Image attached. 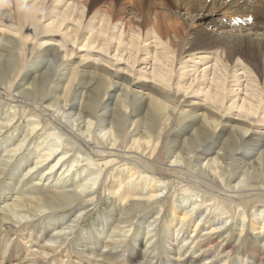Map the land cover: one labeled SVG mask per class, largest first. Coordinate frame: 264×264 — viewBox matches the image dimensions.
Here are the masks:
<instances>
[{
  "label": "bare ground",
  "instance_id": "1",
  "mask_svg": "<svg viewBox=\"0 0 264 264\" xmlns=\"http://www.w3.org/2000/svg\"><path fill=\"white\" fill-rule=\"evenodd\" d=\"M93 1L94 3L90 5L91 7H93L97 3V0ZM116 1H120V4L118 3V5H120L121 7L118 9L116 6L112 8L113 4H110L111 6H107L108 9L106 7L107 10L104 11L106 17L108 16L109 18L114 16L113 14L115 9L116 11L123 9L124 0ZM134 2V6H136L135 9L137 11L135 13L133 11V13L137 17L133 18H136L138 22V24L135 25H139L142 28L151 25V27H153L151 33L155 35L157 44H161V48L163 49L160 52H156L155 57L156 60H158V63L154 61V66L152 65V67H154L153 74L155 75L152 76V78L155 83L153 82L152 86L150 85V87L154 88V93L148 94L146 95V97H143L144 95L140 93H138L140 95L135 94L132 96H130L129 94L130 85H133V83L134 85L140 84L141 81L139 79L133 78L134 80H129L128 78V85H124L125 87L121 85V90L119 87H117V85H114V83H112L113 77L117 75V69V71H115V69H112L111 67L104 66L106 75L101 74L100 76H98V73L96 72L97 69L100 67H97L95 65L88 66L89 68L96 67L95 71H90L92 73V77L89 78L88 75H84V78L78 80L77 82L75 75L78 71L74 68H70L71 74L68 77L66 76L67 78L63 76L66 74V72L59 73L56 76L53 71H45L41 72L39 74L38 79L32 82H30V72L27 71L21 77V80L16 84V88L18 90L21 89L19 90L18 94H13L12 92L8 91L14 89H12L13 84H11L10 80H7L9 78L7 76L9 74V70H12L13 68L10 59H4V62L2 63L1 61H3V54H5L4 52L9 47V44L15 42V39L12 36H18L19 30L21 31L22 28H26V23L25 26L22 27L23 22H25L26 20H31L30 22L34 26L35 22L38 23L39 20H41V17L38 18L39 15H41L42 18H44V21L46 20V22L50 21L51 16L50 18L45 16L49 12L48 10H46L47 8L45 7L46 0H0L1 15H5V11L10 10L9 8H11L12 4L13 6H17L18 8L15 13L9 15L6 14V17H3L7 18L8 20H14L12 21L13 26L11 28L14 31H8L10 35L7 33H0V96L5 99H12L13 101L20 100L21 102L26 104H35V108L37 109V113H35L33 111H30L29 109L24 108L23 106H12L11 104L9 105L8 103H4L0 100V112H2V110H6L8 111V114L10 113V115L13 116L11 119L8 118V116H6L7 118H4V120H8V123L0 122V143L7 146L5 151L0 150V191L2 190V193L0 192L1 202H7V200L12 199V193L10 189L6 187L5 183H14L16 188V190L13 192L15 200L12 202H8L3 206H0V254H3L5 258H10L12 262L16 261V264H52L56 262V257L51 259L58 252V248L54 247L53 245H46V247L50 249V252H52L51 255L49 254L51 258L46 257L48 253H45V255H39L41 254L40 252L32 254V256L28 258L22 251V246L17 242V240L14 239L15 241H12V243L10 242L11 244H5L4 242V239L7 238V236H28L30 234L27 231H30L31 229L35 231L38 229L39 226L42 227L41 225H43L42 232L47 233L48 228L45 227L46 223H48L49 226H63V229H71L70 231H64L63 229H61L59 232H56L53 237L58 240H62L65 238L68 239V235H72L71 242H75L74 244L86 246V248H90V250L93 252H96L98 250V245H100V247H103V251H105L102 254V259L105 260L104 264H131V262L129 263L128 261L131 260L133 253L135 251H138V245L136 249L133 246V238H137V234L141 231V227H138L137 224L135 225L134 219H144L147 216L149 217V215L153 214V212L157 209L167 212L168 209H166L164 205V208L162 207V205L158 207L156 206V204H161L159 203L161 193L157 192L158 187L165 186L167 185L166 183L177 184V181L182 183L181 189H178L179 196H182L183 192L187 193V191L188 193L189 191L194 192L197 189L203 191V203L200 204L197 210L188 211L186 209V206H184L181 207L183 208L182 211H176L175 209V211L172 212V214L174 213L173 219H177L179 223L181 222V224H183L181 225V227H185V225H187L188 227L193 226V223L195 222V214L199 213V210L203 211V209H205V207H203L205 205V201L213 200L214 202L211 205L219 206V203L217 204L215 198L216 193L221 196L220 202H223L228 205H230L229 203L233 205L232 203L236 202V199H240L241 202H252L262 201V199L264 198L263 189H259L262 186H260L259 181H264V149H262L263 151H261L262 153L260 154L255 152L253 153V149H247L250 142L253 143L252 141H255V138H251L250 130L248 128L233 126L231 129L232 135L229 134L228 137H225V135L221 132L223 121H226L230 118L235 119L232 117V113H230V110L232 109L238 111V120H242V122H247V124L252 125V119L250 117L256 118L258 112H261L259 110H262V107L260 108V106H262V96L261 93H259L258 85L255 86L257 87L256 89L254 88V86L252 87V89H250V93L248 94L249 96H244L242 98L243 102L238 103L237 100H234L231 104L229 103L228 107L227 105L224 106V102L227 99V92H225L228 89V87L226 86L227 77L223 81L224 77L219 75L220 71L223 70L220 69L219 71H217L216 69L218 68L214 69L216 71V73L213 72L215 73L214 81L216 83H210V87L205 93L206 96H209V98L213 102L212 105L214 104L213 106L216 107L220 106L219 109L223 112H216V114H218V121H207L205 117L201 121V119H197L196 116H193L192 114H187L186 117L188 118L189 122L185 120V124L187 126L185 125L186 127H184L185 131L187 132L183 134H175L176 132L174 131L176 128L175 125L180 122L179 119L181 118L180 116H176L177 105L179 104V102H181V97L179 96L180 88L183 86L187 92L190 86H192V84L188 86L181 85L182 83L178 84L179 80H177V76L179 75H177L178 71L175 72V69H177L176 66L181 65L179 68L180 70L187 69L188 63H186L184 58L187 55H191L192 58H190L189 60H195L196 50L208 49V47L206 46L210 44H212L214 48L216 47V49H222V53L220 54V56L222 60L225 58L224 60L227 61V63L224 65L225 71L228 74L229 72H232L231 70H233V63H235L233 60L236 58L237 54H239V49H241L246 43H249L251 46H255L258 52H264V0H210L211 3L209 4L208 0H136ZM73 5L68 4V6H72V8ZM157 5H163L161 7L162 10H157L155 8H158ZM69 8L67 10H64V12H61L63 14H61L60 12L59 14L57 13L59 15V18L53 19L52 22H49L48 26L55 25L61 27L65 25L64 22L66 21H74L73 19L75 17L71 15L73 12L71 11V9L69 10ZM68 10L71 12H68ZM78 11L80 13L82 12L80 10H77V12ZM60 16H62V18ZM203 16L204 18H202ZM78 17H80V15ZM3 18L0 17V20H5ZM102 18L104 20H107L104 17ZM120 18L122 20V16ZM249 18H252L251 23L249 22ZM98 19H100V17H98ZM128 19L131 18L129 17ZM107 21L110 22L111 19L110 21ZM107 21L104 22L106 23ZM16 22L18 25H21V27H18ZM105 23H103V25H106V27H108L107 23ZM126 24L128 25V23H125V28ZM93 25L92 27H94ZM132 26L133 25H131V28ZM202 26L203 28H201ZM192 27H195L196 30H193ZM32 28L30 27L31 30ZM109 28L111 32V26ZM103 31L101 30V32ZM123 31L125 30L123 29ZM11 32L16 35H13ZM107 32H105L106 34H104L107 35ZM144 32L145 30H143V35H141L140 33H138V35L133 34L132 39H127L128 41H125V39L121 42L120 40L118 45L113 44V41H110L109 43H101V39L97 40V38H91L89 40H92L93 42L90 48L96 50V48L99 47L100 49L102 48V50L110 51L115 46L116 56H118V58L120 59H117V62L120 63L124 60V58H126V60L131 62L128 64L135 67L137 66V64H139V62L143 60L145 62H148V58L143 57L142 55L140 56V53L142 52H146V54H149L150 52L149 46L151 45L150 43L145 44L147 38L144 37ZM93 33L97 35V33ZM123 34L124 32H122V35ZM126 34L128 35V33H125V35ZM39 35V33H36L37 37ZM66 35L69 36L74 43H78V40L75 39L72 34H70V31H68ZM105 35H103V37ZM125 35L124 37H126ZM89 36L91 37L90 34ZM20 37H22L21 33ZM124 37L122 36L123 39ZM110 39L114 40V38L112 37ZM30 40L31 38H26L25 41L28 42ZM47 40L45 42H40L41 47L46 44ZM129 41L132 42V44L130 45L131 47H129ZM79 43L81 44V41ZM100 44H102L103 47H100ZM86 45L90 46V43H86ZM73 48L72 52L68 51L66 54H64L63 58H71L74 54H76L79 49H81L78 48V46L76 47V49ZM166 49L168 50L166 51ZM216 49L214 50L215 52H221L216 51ZM58 50L56 51L57 54ZM97 52L101 53V50H98ZM125 52H129V54L126 55ZM208 52L212 53L211 50ZM132 55L133 57H135L133 61L131 60ZM148 57L151 59V56L148 55ZM199 57L201 58L204 56L200 55ZM206 57V59L209 58L208 56ZM114 59L112 58V60ZM110 60L111 58L107 59L106 62L113 67L115 65V62H111ZM218 64L220 65V63ZM33 67L35 68V66ZM37 68L42 69V67L39 66H37ZM238 70L239 68L234 69L235 72ZM250 72L253 73V76ZM174 73L175 75L173 77ZM246 73L247 76L251 75L250 80L258 82L256 71L253 65L252 68L247 66ZM122 74L123 73L121 72V76H123ZM53 83L61 84L62 94H59L60 97L57 98V101L55 100L53 103H48L50 99L55 97L54 95H51L50 99H46L51 93L50 89H54L53 91L61 89V87H56L55 85H52ZM176 84L177 86L175 87ZM202 84L203 83L201 82L200 85ZM25 85H27V87H25ZM237 85L239 84L237 83ZM119 89L120 92L122 91L121 94L116 93ZM198 89L201 92L202 90H205V88L201 89L200 86H198ZM238 90V88L237 90H234L232 88L229 91H232L235 94ZM67 92L69 96L66 95ZM186 92L183 93L182 96H184ZM4 94L5 97L3 96ZM80 94H86L87 96L86 102L82 104L81 108L78 107L75 101L80 96ZM162 94L164 96V100L158 97ZM167 101L172 102L175 105L170 107ZM111 103L114 104L115 109L112 113H110V116H107L103 111L100 112L101 109L107 107V105ZM18 107L22 109V113L20 114V116L19 112L17 111L20 110L17 109ZM10 109L14 110L15 114H11ZM74 109H79L80 113L77 115L78 117H76V120L71 122L72 125L70 126L72 127H66L65 125H63V119L67 114H70V110ZM244 112L246 113V115L241 114ZM1 115L2 114H0V116ZM45 116H52V123L53 120L60 121V127L66 129L68 134L70 133L71 137L75 139L76 142H80L85 147L87 146V149L91 151L92 156L88 157V155H84V157L82 155L83 158H80L75 157L74 153L69 156L68 153L72 152V146L70 149H67L66 147L69 143L63 142L60 139L61 136H58V134L56 133L58 131L55 129L56 132H54L52 130L53 128L44 125L43 117ZM24 118L27 124L23 126L25 130L23 138L20 140V137H18L15 141L14 137H11L9 135L13 134V132L17 131L18 129H21L15 126V124L17 123V121ZM220 122L221 127H219ZM28 123H31V125L29 126ZM144 125L145 129H143ZM157 126H159V131L154 132L153 130H155ZM107 127L109 128L106 129ZM102 130L106 131L101 134ZM185 134L190 135L183 139ZM38 135L40 141L36 143L34 138ZM66 135L67 133H65V136ZM169 136H174V139L172 141L169 140L172 142L171 145L170 143L166 144V141H168L167 138ZM53 137H55L56 139ZM176 138H178L179 140H176ZM26 142H28L27 146L24 147ZM76 142L74 144H76ZM33 143H35L33 150H35L34 152H36V156H34L35 158L37 157L36 161L33 160L34 157H31L34 153L31 150V146L33 145ZM74 144L73 146H76ZM12 145L15 146L11 147ZM255 145L257 146L258 144ZM244 146H246V150L243 149ZM259 146L264 147V141L260 143ZM185 149H188V151L186 150V155H184L183 157L182 155L184 154ZM60 153H62V155L59 156L56 163H54L50 166V168L47 169V166L50 163L49 162L47 164V162L50 161V159L55 155L58 156ZM64 157L67 161H62ZM71 158L72 161L67 163L68 159ZM251 158L253 159L252 161L249 160ZM201 159H203L204 165H200L199 167H201L202 169L204 168L203 173L198 172V168H196L197 165H199L198 163L202 162L200 161ZM237 160L244 161L245 166L248 165L253 169V172L251 174H248L247 178L248 181L251 183V186H239V184L235 186L228 185V177H230V175L225 173L228 171L229 165L235 164ZM29 162L32 163L29 164ZM191 165H195V171L191 170V168L189 167ZM125 169L128 170L129 173V175L126 174L127 178L124 177V175L122 174V170ZM19 170H21V172L23 171L22 178L19 177ZM42 170L46 171L42 172ZM242 170L243 169H241V172H243ZM193 172L196 174L199 173L200 176H198L199 174L194 175ZM56 173H59L58 179L54 178V175ZM224 174L225 176L223 177ZM189 175L194 178L190 179V177H188ZM50 177L56 179V182L55 184L51 185V182L53 183L55 181L51 179L50 183L48 182V184L51 185V189L48 192L44 191L43 193L41 188H46L45 181L49 180ZM98 178L99 180L97 182L96 180ZM7 179L8 181L11 180V182L5 181ZM36 179L38 181L33 182ZM68 183L71 184V189L67 188V185H69ZM97 185V188H99L98 190L96 188ZM58 186L62 188L58 190ZM103 188L109 190L111 197L115 199L114 206L118 209L117 211H114L113 209V212L111 213L112 220H107L106 222L103 221L105 223L104 225L106 226L110 225L111 223L113 227V235L110 237L109 240L103 241V238H101V235H99L100 233L102 234L101 230L96 229V232H99V234L92 233L91 236H88V238L91 237L89 241L87 237L81 236L78 227L80 225V222L86 220L90 210H85L78 213V216H76V218L72 220L71 224H68L67 221L66 223L69 226H64L63 220H66V218H68L66 214L69 211L79 209L80 207L86 208L87 203L93 202L89 204L91 205L94 204L95 199H102L104 197L101 192ZM49 192L51 193L46 195V193ZM42 193L44 195H42ZM254 194L256 195L255 197H261V199L258 200V198H254ZM193 203L195 204L196 202ZM225 206L226 208L221 207L220 209L222 210L223 208V213H226L227 209L230 208L227 205ZM217 211L218 207H216V209L214 210L212 208L205 217L207 219V221L205 222H209V218H211L213 214H216ZM176 212L180 214L176 215ZM261 218L256 220L257 223L262 222L263 224L259 226L261 228V231L258 232L260 234L258 236L260 238V241H258V243L255 242V245L257 247L258 252H260L264 257V217ZM155 223H157V220L151 221L150 224L147 226L149 229L147 230L148 235H150V233H152V231L156 229V227L154 226L156 225ZM213 224H209L211 230L209 232H206V234L210 235L207 241L205 243L199 242L200 249L208 246L211 241L213 242V240H211V238H213V234L221 232L218 226H214ZM151 227L154 228L152 229ZM197 227H200L199 224L196 225V229ZM259 227L256 226L255 229H259ZM51 228L54 229V227ZM150 228L152 229L151 231ZM101 229H103V233H105V228L102 227ZM196 229L194 230V232L196 231ZM182 230L183 229L180 228L179 231L182 232ZM133 231L134 235L131 234ZM241 232L245 233V229H243ZM147 238L148 239H146L145 243H143V248L140 250L142 257L147 260L148 258H151L155 252H157L155 253L156 255H154V257L160 259L162 256L161 253L162 251H164L161 250L162 241L160 240L161 243L159 241L155 242L153 241L152 236H148ZM243 242H245V239L243 240ZM61 243L59 245L60 247L62 246ZM131 248L134 249L131 250ZM211 249V247L210 250L203 249L204 251H202V255H204L205 252L207 254V252H210ZM77 250L79 249L77 248ZM112 254L119 255L114 257L112 256ZM124 254L127 257L120 260V258H122V255ZM18 257L20 258L18 259ZM5 258L0 261V264H7L4 262ZM177 260V262L182 263L187 261L185 260V258L183 259L178 257ZM96 263L97 262H95V264Z\"/></svg>",
  "mask_w": 264,
  "mask_h": 264
},
{
  "label": "rangeland",
  "instance_id": "2",
  "mask_svg": "<svg viewBox=\"0 0 264 264\" xmlns=\"http://www.w3.org/2000/svg\"><path fill=\"white\" fill-rule=\"evenodd\" d=\"M59 1H61V2H59ZM113 1L112 0L111 1L110 0H106V1L105 0H97L96 1L97 2L96 5H94L95 7L94 6L91 7L90 5L92 3H94L93 0H74V1L73 0H64V1L63 0H46V6L45 7L47 8L46 10H48L49 12L45 16H47L48 18H50V16H51L50 21H47V22H46V20L44 21V18H42V16L39 15L38 18L41 17L40 18L41 20H39L38 23L35 22L34 26L30 22L31 20H26L25 22H23V26L22 27H24L25 23H26V26H25L26 28H22L21 31L19 30V32H18V36L19 37L18 36H12L15 39V42L14 43L13 42L10 43L9 47L4 52L5 54H3V57H2L3 61H1V63L4 62V59H10L11 60V64H12V68H13L12 70H9V74L7 75L9 78L7 80H10L11 84H13L12 85V89L13 88L14 89L13 90H8V88H7V90L12 92L13 94H18L19 90H21V89L18 90L16 88V84L21 80V77L27 71L30 72L29 73V76L31 78L30 82H32V81L38 79L39 74L41 72L53 71L56 76L59 73H65L66 72V74L63 75V76L64 77H66V76L68 77L71 74L70 68H74V69H76L78 71L77 74L75 75L76 82H77L78 80L83 79L84 75H88L89 78L92 77V73L91 72L93 70L95 71L96 67L89 68L88 66L89 65H95L97 67H100V68L97 69V72H96V73H98V76H100L101 74L102 75H106L105 74L106 71L104 69V66L105 67H111L112 69H115V71L118 70L119 72L118 71L116 72V74L118 76L116 75V76L113 77V79H112L113 82L112 83H114V85H117V87H119L121 90H122V86L125 87L124 85H126V86L128 85V82H129L130 79L131 80L139 79L141 81L140 84H135L134 85V83H133V85L132 84L130 85V88H129L130 96L135 95V94L136 95L143 94L144 95L143 97H146V95L154 93V88L150 87V85L152 86V83L154 82L152 76H155L153 74V68L154 67H152V65L154 66V64H153L154 61L156 63H158V60H156L155 56H156V52H160V51L163 50L161 48V44H157L155 35H153L151 33V31L153 30L152 29L153 27H151V25H149L151 28L149 26L142 28L139 25L138 26L135 25V24H138L137 19L133 18V17H137L134 14L137 11L135 9L136 6H134V3H135L134 1H136V0H126V1L124 0L123 1L124 2L123 3V9H122L123 12H122V10H117L116 11V9H115L114 14H113L114 16L109 17V18H108V16L106 17V14H105L104 11H106L108 9L107 6H111L110 4H113L112 8H114L115 6L117 7V9L121 7L120 5H118V3L120 4V1H116V0H113ZM208 1H209L208 4L211 3L210 0H208ZM98 2L99 3L101 2V3L99 4ZM104 2H108L109 4L108 3H104ZM70 3L72 5L74 3L73 8H72V6H68V4L71 5ZM127 3H129L130 5L127 4ZM79 5H80V7H79ZM55 6H56V8H55ZM124 6L125 7L127 6V7L125 8ZM157 6H158V8L155 7L157 10H162L161 7L163 5H157ZM66 7H67V9L69 7H71V8H69V10L71 9V11L73 12L71 15H73L75 17L73 20L75 21V19H76V21L75 22L72 21V20L66 21V22H64L65 25H63L61 27L55 26V25L48 26L49 22H52L53 19H58L59 18V15H58L59 12L61 13V12H64V10H67ZM106 7H107V9H106ZM128 7H130V8H128ZM127 8H128L129 11L127 10ZM9 9L10 10L12 9V10L11 11L10 10L5 11V13L8 14V15L12 14V13H15V11L18 10L17 6H13V4L11 5V8H9ZM61 10H63V11H61ZM69 10H68V12H71ZM77 10H80L82 12L80 13L78 11L79 12L78 13ZM92 10H94L95 12L92 11ZM133 11H134V13H133ZM55 12H56V15H55ZM6 14L5 15H1L0 14V17H2V18L6 17ZM61 14H63V13H61ZM79 15H80V17H78ZM102 15H104V16H102ZM53 16H54V18H53ZM101 16L104 17L105 19L109 20V21L111 19V21L108 22L107 20H104ZM119 16L120 17L122 16V20H124V21H122ZM60 17L62 18V16H60ZM98 17H100V19H98ZM129 17L131 19H128ZM101 18H102V20H101ZM202 18H204V16ZM3 19H5V20H3V21L0 20V33L9 34L10 31H14V30L11 29L12 26H13L12 21H14V20H12V19L8 20L7 18H3ZM95 19H97V20H95ZM127 19L130 20V21H128ZM89 20H91V21H89ZM103 20L107 21L106 23H107L108 27H106V25L105 26L103 25V23H105ZM117 20H120V21H117ZM249 22L250 23L252 22V18H249ZM116 23H117V26H116ZM125 23H128V25L126 24V28H125ZM16 24H17V22H16ZM130 24L133 25L132 28H131ZM92 25L94 27H92ZM96 25H97V27H96ZM17 26L21 27V25H18V24H17ZM27 26H28V29H27ZM36 26H37V28H36ZM110 26H111V30H112L111 32H110V28H109ZM30 27L31 28L33 27L32 30L30 29ZM115 28H116V30H115ZM141 28L143 30H145L144 37L147 38V41L145 42V44H149L150 43L151 46H149V50H150L149 54H146V52H142V53H140V56L142 55L143 57L148 58V62H145L143 60V61L139 62V64H137V66L133 67L130 64H128V63H131V62L126 60V58H124V60L121 61L122 63L121 62L120 63L117 62V59H119V58H118V56H116L115 46L110 51H107V50L105 51V50H102V48L100 49L99 47H97L98 49L96 48V50L97 51L101 50V53L100 52L98 53L96 50L90 48L91 45H92V42H93L92 40L91 41L89 40L91 38H97V40L101 39V41H100L101 43H103V42L104 43H109L110 41H113V44H115V45L117 44L118 45L120 40L122 42L125 39H126L125 41H128V40L132 39L133 34H137L138 35V33H140L141 35H143V30ZM201 28H203V26ZM96 29H98V30H96ZM123 29L125 31H123ZM192 29L196 30L195 27H192ZM101 30L102 31L104 30V31L101 32ZM113 30H115L116 32L113 31ZM68 31H70V34H72L73 37H75V39L78 40V43H74L73 40H71V38L66 35V33ZM75 31H76V34H75ZM121 31L124 32L123 35H122ZM93 32L97 33L98 37ZM105 32H107L108 36L105 35L106 34ZM114 32H115L116 35L114 34ZM11 33L13 35H16L13 32H11ZM20 33H21L22 37H20ZM36 33H39L40 35L37 37ZM125 33H128V35L127 34L125 35ZM89 34L91 35V37L89 36ZM86 35H87V37H86ZM103 35H105V36L103 37ZM113 35H115V36H113ZM124 35L126 37H124ZM44 36H46V37H44ZM122 36L124 37V39L122 38ZM111 37L114 38V40L110 39ZM0 38H1V34H0ZM26 38L27 39L31 38V40L26 42L25 41ZM47 38H48V40H47ZM87 38H88V40H87ZM49 39H51V40H49ZM75 39H74V41H75ZM46 40H47L46 44H44L41 47L40 42H45ZM103 40H105V41H103ZM106 40H107V42H106ZM80 41H81V44L79 43ZM138 41H139V38H138ZM85 42L86 43H90V46L86 45ZM131 44H132V42L129 41V47H131L130 46ZM84 45H85V47H84ZM100 45H101L100 47H103L102 44H100ZM210 45L206 46V47H208V49H204V50L198 49V50H196V56H195L196 59L195 58L194 59L196 60V62L198 61L199 63L198 62L196 63L195 60H189L192 57H191V55L190 56L187 55L184 58V60L186 61V63H188V68L180 70L179 68H180L181 65L176 66L177 69H175V72L176 71L179 72V73L177 72V75H179V76H177V80H179L178 84L182 83L181 85H184V86H188V85L192 84V86H190V88L187 90V92H186V89H184L183 86L180 88L179 96L181 97V102H179V104L177 105L176 116H180L181 117L179 119L181 123L179 122L177 125H175V127H176L175 130H174L176 132L175 134H177V133L178 134L179 133L183 134V133L187 132V131H185V128H184V127L187 126L185 124V122L186 121L189 122L188 118L186 117L187 114H192L193 116H196L197 119H201V121H202V119L204 117H205V119H207V121H214V120L218 121V119H217L218 118V114H216V112L217 113L218 112L219 113H223V112H222V110L219 109L220 106L216 107V106H213L214 104L212 105L213 102L211 101L209 96H206V93H205L207 91V89L210 87V83H216L214 81V74L216 73V71L214 69L218 68V69H216L217 71H219L220 69L224 71V72L220 71V74H219V75L224 77L223 81L227 77L226 86L228 87V89L227 90L225 89L226 91L224 90L225 92H227V99L224 102V106L227 105V107H228L229 103L231 104L234 100H237L238 103L243 102L242 98L244 96L245 97L249 96L248 94L250 93V89H252L253 86L256 89L257 87H255V86L258 85L259 93H261L262 100H263V102L261 100V105L262 106H260V108L262 107L261 108L262 110H259L261 112H258V114L256 115V118L250 117L252 119V120L250 119L251 122H252V125L247 124V122H242V120H238L237 119L238 118L237 117L238 116V111L232 109V110H230V113H232V117L235 118V119L230 118V119H227L226 121H223L222 122L223 125H222V128H221V132L225 135V137H228L229 134H231V129H232L233 126L234 127H241V128H248L250 130L251 138H255V141H252L253 143L250 142V144H249L250 146L248 145L247 149H250V150L253 149L252 150L253 153L255 152V153H259L260 154V153H262L261 151H263L262 149H264L263 146H259L260 143H262L264 141V113H263L264 112V107H263V105H264V74H263V70H264V52L263 51L262 52L261 51L258 52L257 48L255 46H251L249 43H246L241 49H239V51H240L239 54H237L236 58L233 60L235 62V63H233V70H231L232 72H229V74H228L225 71V65H224V64L227 63V61L224 60L225 58L222 60L221 56H220V54L222 53V49H220V48L216 49V47L214 48L212 46V44H210ZM20 46H21V48H20ZM77 46H78V48H81V49H79L76 52V54H74L71 58H67V57L63 58L64 54H66L68 51L72 52V48L74 47L73 49H76ZM58 49H61V50H58ZM67 49H69V50H67ZM215 49H216V51H221V52H215L214 51ZM57 50H58V54L56 53ZM167 50L168 49H166V51ZM210 50L212 51V53L208 52ZM111 52H113V53H111ZM125 53H126V55L129 54V52L128 53L125 52ZM120 54H122V53H120ZM104 55H107V56H104ZM148 55L151 56V59L148 57ZM200 55H203L204 57L200 58L199 57ZM206 56H208L209 58L206 59L207 58ZM110 58H111V60H110L111 62H115V65H114L115 67L114 66L112 67L109 63L106 62V60L110 59ZM112 58L113 59L116 58V59H114L115 61L112 60ZM134 58L135 57H133V55H132L131 56V60L133 61ZM193 61H194V63H193ZM218 63H220V65ZM217 65H218V67H217ZM252 65L254 66V69L256 71L258 82H254V81L250 80V78H251L250 76L251 75L253 76V73L250 72L251 75L247 76L246 68H247V66L252 68ZM255 65H256V67H255ZM33 66H35V68ZM37 66L42 67L43 70L42 69H38ZM236 68H239V70L235 72L234 69H236ZM120 71L123 73L122 74L123 76H121V72ZM213 72H215V73H213ZM222 73H223V75H222ZM174 75H175V73L173 74V77H174ZM128 78H129V80H128ZM223 81H222V83H223ZM116 82H117V84H116ZM174 82H176V81H174ZM201 82L203 83L202 85H200ZM237 83L239 85H237ZM230 84H231V86H230ZM52 85H55L56 87H61V89L60 90H56V91H53L54 89L52 90V88L50 89L51 93L49 94V96L46 99L47 100L50 99L51 95H54L55 97L50 99L48 101V103H53L55 100L57 101V98H59L60 95L62 94V86H61V84L53 83ZM7 86H8V84H7ZM176 86H177V84L175 85V87ZM198 86H200L201 89L205 88V90H202V92H201L198 89ZM25 87H27V85H25ZM20 88H22V87H20ZM232 88L234 90H237V88H238L239 89L237 91L238 93L236 92L234 94V92L229 91ZM120 89L118 90L119 92L117 91L116 93L121 94L122 91L120 92ZM16 90H18V91H16ZM109 91H111V90H109ZM185 92H186V94L184 96H182L183 93H185ZM138 93H140V94H138ZM66 95H68V92L66 93ZM81 95L82 94H80V96L75 100L79 108H81L82 104H84L86 102V99H87L86 94H83L82 96ZM235 95H236V97H235ZM3 96L5 97V94ZM158 97L164 100L163 94L159 95ZM230 98H232V99H230ZM129 99H130V97H129ZM0 100L2 102H4V103L5 102L8 103L9 105L11 104L12 106H23L24 108L29 109L30 111H33V112L37 113V109L35 108V104L34 105L32 103L26 104V103L21 102L20 100L13 101L12 99H5V98H3L1 96H0ZM167 103H168V105L170 107L175 105V104H173L172 102H169V101H167ZM111 106H113V107H111ZM17 109H20V108L18 107ZM114 109H115L114 104L111 103V104H108L107 107L101 109L100 112L103 111L107 116H110V113H112L114 111ZM214 110H215V112H214ZM17 111L19 112V116H20V114L22 113V109L17 110ZM7 112L8 111H6V110H2V112H0V114H2L0 116V122L8 123V120H4V118H7L6 116H8V118H10V119L13 117L12 115H10V113L8 114ZM10 112H11V114H15L14 110L10 109ZM69 112H70V114H67L64 117L65 120L63 119V121H64L63 125H65L66 127H72V126H70V125H72L71 122L76 120V117H78L77 115L80 113L79 109L70 110ZM241 114L246 115L245 112L241 113ZM260 115H261V118H260ZM244 118H245V116H244ZM43 119H44L43 120L44 125H47V127L53 128L52 130L54 132H56L55 131V129H56L58 131V132H56L58 134V136L59 135L61 136V138L60 137L59 138L63 142L69 143L68 146L66 147L67 149H70L71 146H72V148H71L72 152H70L71 154L68 153L69 156L72 155L73 153H74L75 157H80V158H83L82 155L83 156L84 155L85 156L88 155V157L92 156V153H91V151L89 149H87V146L85 147L80 142H76L75 139H73L71 137L70 133L68 134L66 129H63V127H60L61 126L60 121L53 120V123H52V120H51V119H53L52 116H50V117L45 116V117H43ZM247 120H248V118H247ZM26 124H27V122H26L25 118L24 119H20L19 121H17L15 126H17L18 128H21V129H18L17 131L13 132V134H11L9 136L14 137L15 141L17 140L18 137H20V140H21L23 138V134L25 132L23 126L26 125ZM28 124H29V126L31 125V123H28ZM48 124H49V126H48ZM219 127H221V122H220V126ZM108 128L109 127H107L106 129H108ZM158 128H159V126H157L156 129L153 130V131L154 132L159 131ZM143 129H145V125L143 126ZM223 129L225 130V132H224ZM104 131H106V130H102L101 134H103ZM65 133H67L66 136H65ZM190 134H185L183 139L188 137ZM38 137H39V135L35 136V138H34L36 143H38L40 141V139ZM53 138H55V137H53ZM173 139H174V136H169L167 138L168 141L169 140L172 141ZM176 140H179V139L176 138ZM74 141L76 142V144H74L75 143ZM168 141H166V144L170 143V145H171L172 142L171 141L168 142ZM27 143L28 142L25 143L24 147L27 146ZM73 144L76 145V146H73ZM255 144H258V145L256 146ZM14 146L15 145H12L11 147H14ZM34 146H35V143H33V145L31 146L32 152L35 151V150H33ZM6 147L7 146H5L4 144L0 143V150L1 151H5ZM243 149L246 150V146H244ZM78 150H80V151H78ZM186 150L188 151V149H185L184 154L182 155L183 157H184V155H186ZM216 150H218V149H216ZM61 155H62V153H60L58 156L55 155L54 157H52L50 159V161L47 162V164L50 162L48 164V166L46 165L47 169L50 168L51 165L56 163V161L58 160L59 156H61ZM34 156H36V152H34L33 156H31V157H34ZM212 156H215V155H212ZM193 159H195V158H193ZM33 160L36 161L37 157L36 158L34 157ZM63 160H66V158L64 157L62 159V161ZM249 160L252 161L253 159L251 158ZM71 161H72V158L68 159L67 163H69ZM200 161H202V162H199L198 163L199 165H197L196 168H198V172L203 173V169L204 168L202 169L199 166L200 165H204V161H203V159H201ZM240 161L241 160H239V161L237 160L235 164L229 165L228 171L225 173V174L230 175V177H228L229 178V184H228L229 186H235V185H238V184H239V186L240 185H242V186L243 185L251 186V183L248 181L247 178H248V174H251L253 172V169L250 166H248V165L245 166V162L244 161H241V162ZM30 163H32V162H29V164ZM189 167L191 168L192 171L196 170L194 168L195 165H191ZM239 168L243 169L242 170L243 172H241V169H239ZM45 171L46 170H42V172H45ZM122 171H123L122 174L124 175V177L127 176L126 174L129 175L128 170L125 169V170H122ZM19 172H20V173H18L19 177L22 178L23 177V175H22L23 171L21 172V170H19ZM193 174L194 175H198L199 173L196 174V173L193 172ZM225 174L223 175V177L225 176ZM241 174H243V175H241ZM198 176H200V174ZM188 177H190V179L194 178L191 175H189ZM54 178L58 179L59 178V173H56L54 175ZM54 178L50 177L49 180L45 181V184H46L45 187L46 188L39 187V188H41L43 193H44V191L48 192L51 189V185L55 184L56 179H54ZM242 178L244 179V181H243ZM51 179L55 180V181L53 183L51 182V185H49L48 182L50 183ZM98 180H99V178L96 181L98 182ZM5 181H8V179L5 180ZM36 181H38V180L36 179L33 182H36ZM8 182H11V180H9ZM68 184L69 185H67V188L71 189L72 188L71 184L70 183H68ZM166 184L168 185V187H167V185L158 187L157 192L161 193V197L159 198L160 199L159 203H161V204H159V205L156 204V206L158 207V206L162 205V207H163V205H164V207L166 209H168L167 212H164V211H161V210L157 209L156 211L153 212V214L149 215V217L147 216L144 219L143 218L134 219L135 225L137 224L138 227H141L140 228L141 231H140V233L137 234L138 235L137 238H133L134 239L133 240V244H134L133 246L136 249V247L138 245V247H137L138 249L137 250L139 252L135 251L133 253V256L131 257V260L128 261L129 263L130 262H131V264H143V262H144V264H180V263L181 264H261V263H264V257H263V255L260 252H258L257 247L255 245V242L258 243V241H260V238L258 237L260 234L258 232L261 231V228L259 226H261L263 223L262 222L261 223L260 222L257 223L256 220H258L261 217H264V198L262 199V201H252V202L251 201L250 202H245V201L241 202L240 199H236V200L234 199L236 202H234L235 204L232 203L233 205H231V203H229L231 205V207H230V205L225 204L223 202H220V200H221L220 197L221 196L218 193H216L215 194L216 195L215 198H216L217 204L219 203V206L211 205L214 202L213 200L205 201V205L203 206V207H205V209H203V211L199 210L198 211L199 213L195 214V216H194L195 222L193 223V226H191V227L189 226L188 227L187 225H185V227L184 226L181 227V225H183V224H181V222L179 223L177 219H173L174 218V216H173L174 213L172 214V212L175 211V209H176V211L177 210H181L182 211L183 208H181V207H184V206H186V209L188 211L189 210H191V211L197 210V208H199L200 204L203 203V200H202L203 199V197H202L203 191H201L199 189L195 190L194 192H190L189 191V193L187 191V193L183 192V195L179 196L178 195V192H179L178 189H181L182 183L177 181V184H174V183L173 184L166 183ZM259 184H260V186L262 185L261 188H259V189L260 190L263 189V191H264V181L263 182L259 181ZM5 185H6V187H8L10 189V191L12 193V199L11 200H7V202H1V200H0V206H3L5 204H7L8 202H12V201L15 200V196H14L13 192L16 190V188H15L14 183L13 184L5 183ZM39 186H41V185H39ZM97 187H98V185L96 186V188ZM173 187H175V188H173ZM57 188L59 190L62 187L58 186ZM98 189L99 188H97V190ZM0 192L2 193V190ZM101 192H102V195L104 197L102 199H100V200L99 199H95L94 200V204H91L92 206L89 205V204L93 203V202H89V203H87L86 208L80 207L79 209H74L72 211H69L66 214V216H68V218H66V220H63L64 226H69L68 224H71L72 220L74 218H76V216H78V213H80L81 211L90 210L86 220L80 222V225L78 227L79 228L78 230L81 233V236L88 238V236H91L92 233H98L99 234V232H96V229H98V230L100 229L102 234L100 233L99 235H101L100 237L103 238V241L109 240L110 237L113 235V232H112L113 227H112L111 223H110V225H107V226L104 225L105 224L104 222H106L107 220H112L111 213L113 212V209H114V211H117L118 209L115 208V206H114L115 199L111 197V195L109 193V190L103 188ZM43 193H42V195H44ZM50 193L51 192L46 193V195L50 194ZM191 193H193V194H191ZM37 194H39V193H37ZM19 195H20V192H19ZM255 196L256 195L254 194V198H256V199L258 198V200L261 199V197H255ZM188 198H189V200L191 202L188 200ZM2 199H4V198H2ZM186 200H188V201H186ZM192 201L196 202V203L194 204ZM187 203H188V205H187ZM225 205L229 206L230 208L227 209L226 213H223L222 210H223L224 207L226 208ZM216 207H218V211L216 212V214H213L211 216V218H209V222H205V221H207V219L205 217L207 216L208 212H210V210L212 208H213V210L216 209ZM221 207H223L222 210H220ZM119 212H120V210H119ZM157 212H158V215H157ZM261 212H262V214H261ZM160 213H161V215H160ZM177 214H180V213L176 212V215ZM157 217H158V219H157ZM153 220H157V223H155L156 225H154L156 227V229L153 230L152 233H150V235H148V231L147 230H149V229H148L147 226ZM67 221H68V224L66 223ZM55 224H56V222H55ZM198 224H199L200 227H197V229H198L197 230L196 229V225H198ZM209 224H213L214 226H218V228H219V230H221V232L213 234V238H211V240H213V242L210 240L211 243L208 246L203 247V248L200 249L199 242L205 243L207 241V239L210 237L209 234H206V232H209L211 230V227H209ZM17 226H19V225H17ZM41 226L42 227L39 226L38 229L35 230V231L32 230V229L30 231H27L30 234L28 236H15V235L7 236V238L4 239L5 240L4 242H5V244H11L12 241L17 240V242L22 246V249H23L22 251L25 253V255L28 258H30L32 256V254H35L37 252L41 253L39 255H45V253H48V255L46 257L47 258L48 257L51 258L50 255L52 254V252H50V249H48L46 247V245H53L54 247L58 248V252L55 254V256H53L51 258V259H53L55 257L57 258L56 262L52 263V264H63V262H64V264H95V262H97L96 264H104L105 263V260L102 259V254L105 251H103L104 248L100 247V245H98L97 249L98 250L101 249V250L100 251L97 250L96 252H93V251L90 250V248H86V246H82V245H79V244H74L75 242L74 243L71 242L72 235H68L69 232L67 234L68 235V239L65 238V239H62V240H58L55 237H53L56 234V232H59L61 229L64 228L63 226H49V224L46 223L45 227L48 228L47 229L48 230L47 233L46 232H42L43 225H41ZM168 226H170V227H168ZM254 226L255 227L256 226L259 227V229H255ZM51 227H54L55 230L53 228H51ZM102 227L105 228L104 229L105 233H103V229H101ZM151 228H150V231L154 227L152 229ZM180 228L183 229L182 232L179 231ZM195 229H196V231L194 232ZM243 229H245V233L241 232ZM63 230L64 231H70L71 229L70 228H66V229H63ZM204 232H205V234H204ZM131 234L134 235V231ZM148 236H150V237L152 236V239L155 242L159 241L161 243V241H162L161 250H164V251H162V253H161L162 256H161L160 259L157 258V257H154V255H156L155 253H157V252H155L153 254L152 257H154V258L151 257V258H148L146 260L144 257H142V254H141L140 250L143 248V243H145L146 239H148L147 238ZM31 237H33V238H31ZM157 237H159V238H157ZM88 239L90 241L91 237L88 238ZM244 239H245V242H243ZM61 241H62V243H61ZM103 241H101V242H103ZM60 243L62 245L61 247L59 246ZM64 244H66V245H64ZM208 247H209V249H208ZM210 247L212 248L211 251L207 252V254L205 252L204 255H202V251H204L203 249L210 250ZM68 248H70V249H68ZM77 248L79 250H77ZM132 249H134V248H131V250ZM84 253H85V255L87 254L88 256L87 255L85 256ZM127 253H126V255H127ZM78 254L81 255V256H79ZM118 255L119 254H112V256H114V257H116ZM126 255L125 254L122 255V258H120V260H122L123 258L127 257ZM130 256H131V253H130ZM168 257H169V259H168ZM177 257L178 258H183V259L185 258V260H187V261L184 262V263L177 262V261H179V260H177ZM214 257H215V259H214ZM4 258H5V256L3 254H0V261H2ZM19 258L20 257H18V259ZM197 258H198V260H197ZM229 258H231V259H229ZM174 259H176L177 261L174 260ZM64 260L66 261V263H65ZM92 260H93V262H92ZM4 262L7 263V264H16L17 263L16 261L12 262V260L10 258H8V257L5 258Z\"/></svg>",
  "mask_w": 264,
  "mask_h": 264
}]
</instances>
